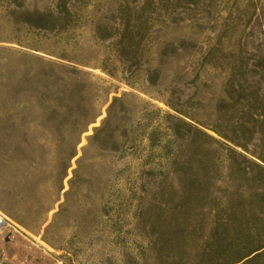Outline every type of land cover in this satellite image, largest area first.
I'll list each match as a JSON object with an SVG mask.
<instances>
[{
  "label": "rangeland",
  "instance_id": "obj_1",
  "mask_svg": "<svg viewBox=\"0 0 264 264\" xmlns=\"http://www.w3.org/2000/svg\"><path fill=\"white\" fill-rule=\"evenodd\" d=\"M5 5L0 0V46L81 71L96 118L67 178L56 183L59 202L11 220L18 233L8 230L5 264H205L211 229L215 224L222 240V205L237 198V184L226 185L222 147L181 121L219 140L207 129L222 133L230 76L235 71L232 80L240 81L236 71L264 58V0H73L71 22L59 32L10 24ZM55 5L25 0L24 10ZM127 23L131 45L119 41ZM254 75L247 83L259 82ZM113 97L120 101L99 139L113 132L118 148L86 146ZM35 134L39 143L42 134ZM37 188L36 201L53 199ZM232 204L251 242L264 247V218ZM260 253L253 264H264V248Z\"/></svg>",
  "mask_w": 264,
  "mask_h": 264
},
{
  "label": "trees",
  "instance_id": "obj_2",
  "mask_svg": "<svg viewBox=\"0 0 264 264\" xmlns=\"http://www.w3.org/2000/svg\"><path fill=\"white\" fill-rule=\"evenodd\" d=\"M72 1L56 0L55 10L29 12L24 10L25 0H5L3 18L28 29L59 32L71 22ZM16 15L23 19L17 20ZM128 26V23L123 26L119 41L131 45L134 38ZM17 43L12 44L18 46ZM240 70L236 71L241 73L240 81L232 80L236 76L234 71L227 84L226 98L222 100V133L215 128L207 129L219 140L181 121L192 130L193 136L222 147L226 185L237 184V198L225 201L226 207L222 205V240H217L218 227L213 224L205 264H253L264 248L251 242L250 233L244 229L245 216L237 213L232 204L238 200L243 203L239 207L248 208L246 213L254 212L255 208L264 218V58L252 69ZM252 73L259 77V82L247 83ZM83 75L76 68L28 51L0 46V210L10 220L22 222L19 216L24 211L28 218L35 213H47L59 202L63 188H56V183L67 178L70 163L77 157L81 136L96 119L90 115V86L81 79ZM119 101L120 98H112L106 117L99 127L93 128L86 146L116 151L118 141L113 132L103 139L99 137L109 125L111 112ZM172 131L174 135L179 134ZM36 132L42 134L40 145ZM10 134H16L17 138ZM72 173L69 182L76 175L75 171ZM38 174L43 178L39 180ZM37 187L47 189L53 199L36 201Z\"/></svg>",
  "mask_w": 264,
  "mask_h": 264
},
{
  "label": "built area",
  "instance_id": "obj_3",
  "mask_svg": "<svg viewBox=\"0 0 264 264\" xmlns=\"http://www.w3.org/2000/svg\"><path fill=\"white\" fill-rule=\"evenodd\" d=\"M7 233L2 235L3 231ZM11 230L14 233H18L13 222L0 210V264H5L4 260V253H3V244L6 238L10 239L12 232L8 231Z\"/></svg>",
  "mask_w": 264,
  "mask_h": 264
},
{
  "label": "bare ground",
  "instance_id": "obj_4",
  "mask_svg": "<svg viewBox=\"0 0 264 264\" xmlns=\"http://www.w3.org/2000/svg\"><path fill=\"white\" fill-rule=\"evenodd\" d=\"M83 140H82V143L80 144V146L83 144ZM35 241L38 243V245H40V246H45L44 244H42V243H40L39 241H38V239H35Z\"/></svg>",
  "mask_w": 264,
  "mask_h": 264
},
{
  "label": "water",
  "instance_id": "obj_5",
  "mask_svg": "<svg viewBox=\"0 0 264 264\" xmlns=\"http://www.w3.org/2000/svg\"><path fill=\"white\" fill-rule=\"evenodd\" d=\"M9 241V239L8 238H6L5 240H4V243H7Z\"/></svg>",
  "mask_w": 264,
  "mask_h": 264
}]
</instances>
